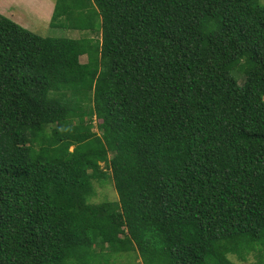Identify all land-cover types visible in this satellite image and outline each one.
<instances>
[{
    "label": "trees",
    "instance_id": "obj_1",
    "mask_svg": "<svg viewBox=\"0 0 264 264\" xmlns=\"http://www.w3.org/2000/svg\"><path fill=\"white\" fill-rule=\"evenodd\" d=\"M49 25L91 34L0 13V264H264V4L55 0Z\"/></svg>",
    "mask_w": 264,
    "mask_h": 264
},
{
    "label": "rangeland",
    "instance_id": "obj_2",
    "mask_svg": "<svg viewBox=\"0 0 264 264\" xmlns=\"http://www.w3.org/2000/svg\"><path fill=\"white\" fill-rule=\"evenodd\" d=\"M10 0H0L2 3L9 4ZM23 4L24 8L19 5L11 4L9 6V9H7L8 13L11 14V12H23V9L25 10V16H23L21 13L20 15L27 20V24L23 23L22 26L26 27L28 25L29 30L36 32L43 36H50V37H71V38H77L81 37L85 34L90 35V32H85L81 30H74L69 28H61V27H53L49 25L50 17H48L49 9L54 8V1H45V0H19ZM259 3L264 4V0H258ZM31 11V12H30ZM24 13V12H23ZM43 15V16H41ZM80 60L84 62L86 60L85 55H82L80 57ZM97 121H94V123ZM93 129H96V127H93ZM102 165V163H101ZM106 176L105 179L102 180H95L94 181V194L91 197L92 202H100L103 200H111L115 201L118 199L117 192L115 190L114 184L112 182L111 176ZM231 259L237 263V264H256L255 263V257L253 255H250L248 257V260L244 262H240L235 256H230ZM136 262L139 264L140 260L137 259ZM141 264V263H140Z\"/></svg>",
    "mask_w": 264,
    "mask_h": 264
},
{
    "label": "crops",
    "instance_id": "obj_3",
    "mask_svg": "<svg viewBox=\"0 0 264 264\" xmlns=\"http://www.w3.org/2000/svg\"><path fill=\"white\" fill-rule=\"evenodd\" d=\"M45 1L47 2V1H50V0H45ZM8 3L9 4H7L6 2L5 3L0 2V13L10 17L11 19H13L14 21H16L19 24H23V23L27 24L28 23L27 20L20 15V13H21L23 16H25L26 12H25L24 9H23L24 13L21 12V11H20V13L15 11V12H11V14H9L8 11H7V9H9L10 3L11 4L13 3V4L17 5V6H19V5L23 4V3L20 2L19 0H10ZM19 3H21V4H19ZM22 7L24 8V6H22ZM52 10H53V5H52V8L49 9L47 18H49L51 16ZM41 16H43V15H41ZM26 27H28V25Z\"/></svg>",
    "mask_w": 264,
    "mask_h": 264
}]
</instances>
